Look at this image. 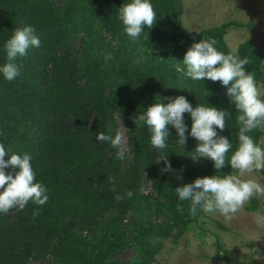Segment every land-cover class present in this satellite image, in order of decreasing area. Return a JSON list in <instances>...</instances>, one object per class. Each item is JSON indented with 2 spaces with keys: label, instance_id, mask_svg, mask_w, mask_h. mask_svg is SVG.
<instances>
[{
  "label": "trees",
  "instance_id": "1",
  "mask_svg": "<svg viewBox=\"0 0 264 264\" xmlns=\"http://www.w3.org/2000/svg\"><path fill=\"white\" fill-rule=\"evenodd\" d=\"M124 3L0 0V64L6 60L3 44L16 27L31 24L41 39L39 48L29 49L26 57L18 59L22 69L16 80L0 76V143L13 152L31 154L36 178L50 197L43 206L29 202L24 210L0 214V264H29L32 258L47 257L60 264H153L163 240L174 232L179 238L193 225L189 202L180 201L174 190L216 170L211 161L194 162L189 157L194 138L180 144L170 127L169 147L159 150L151 146L146 128L136 130L133 117L159 97L166 104L165 98L184 95L193 107L208 101L229 110L223 135L231 138L235 150L238 113L226 88L219 81L186 79L177 71L194 38L195 42L211 38L218 49L229 51L225 28L190 32L183 23L184 0H152L157 20L136 42L124 34L117 18ZM80 32L85 35V56L78 70L57 53L67 49L66 42ZM238 51L249 60L246 69L264 87L263 56L248 42ZM107 55L111 60L106 62ZM80 81H85L84 86ZM117 115L129 129L131 148L124 161L95 138L108 128L115 133ZM185 119L190 129L187 113ZM23 123L26 132L21 129ZM249 135L262 146L264 131ZM164 156H169L171 173L163 172L165 164L159 160ZM232 171L228 166L217 174ZM147 176L153 184L155 214L168 217L166 224L137 221L136 216L149 207L150 198L141 194ZM128 190L134 193L131 199L115 200L117 193ZM252 203L249 209L255 210L257 200ZM128 219L137 223L129 241L125 238ZM122 247L133 248L135 257L118 260Z\"/></svg>",
  "mask_w": 264,
  "mask_h": 264
},
{
  "label": "clouds",
  "instance_id": "2",
  "mask_svg": "<svg viewBox=\"0 0 264 264\" xmlns=\"http://www.w3.org/2000/svg\"><path fill=\"white\" fill-rule=\"evenodd\" d=\"M117 18L124 34L138 42L145 28L153 27L157 13L152 0H125L118 9ZM40 46L41 39L33 25L16 27L3 44L6 60L0 64V76L9 82L16 80L22 69L18 59L26 57L29 49ZM109 60L111 56H105V61ZM182 64L183 67L177 66V71L182 72L184 78L219 81L226 88L230 103L238 113L235 150L231 138L223 135L229 110L217 108L208 101L193 107L184 95L167 97L166 104L159 97L147 109L139 111L133 117V122L136 130L147 129L154 149L169 147L170 127L175 129L180 144L186 145L189 137L194 138L196 145L189 157L194 162L211 161L216 172L211 176L197 177L174 191L180 201L189 202V212L193 215L200 211L206 215L215 214L231 219L254 194L264 193V186L243 178L253 171L264 170V147L249 135L255 130L264 131V99L261 98L255 74L245 67L249 65L248 58H242L237 48L224 52L216 47L215 40L211 38L199 42H195L194 38ZM185 113L191 120L190 129ZM95 138L99 143H106L116 150V159L124 161L127 158L124 132L117 129L113 134V129L108 128L97 132ZM230 151L232 154L227 158ZM6 155L9 156L7 160ZM168 157L159 160L164 161V171L172 170ZM228 166L232 172L217 174ZM36 177L30 153L13 152L0 143V214L11 209L24 210L29 202L38 207L48 202L49 191ZM125 196L131 199L134 193L131 190L124 194L117 193L115 200L119 202Z\"/></svg>",
  "mask_w": 264,
  "mask_h": 264
},
{
  "label": "rangeland",
  "instance_id": "3",
  "mask_svg": "<svg viewBox=\"0 0 264 264\" xmlns=\"http://www.w3.org/2000/svg\"><path fill=\"white\" fill-rule=\"evenodd\" d=\"M184 5L183 23L188 31L199 33L207 29L224 27L225 39L230 48L239 49L242 44L248 42L264 58V0H184ZM84 39L85 35L82 32L75 34L66 42L67 49H59L57 53L73 66L77 65L78 70L84 64ZM47 72L52 73L51 66ZM84 84L85 81H80V85ZM257 84L261 96H264V87ZM115 122L117 129L124 132L125 147L129 153L131 146L127 122L118 115ZM21 129L23 132L28 131L25 123ZM261 142L264 147V137ZM172 170L163 172L171 173ZM243 178L252 179L264 186L262 171H253ZM141 194L150 199L145 214L136 216L138 223L158 225L168 223V217H158L155 214L151 198L155 197L153 184L148 176L142 185ZM253 199L257 200V206L255 210H250ZM194 219L193 225L179 238H175L174 232L172 236L162 241L163 248L153 264H264V193L254 194L231 219L202 212L195 214ZM136 224V221L129 219L125 222L127 241L130 240ZM134 257L135 250L131 247H122L116 256L118 260L125 262ZM29 264L60 263L55 258L47 257L32 258Z\"/></svg>",
  "mask_w": 264,
  "mask_h": 264
}]
</instances>
